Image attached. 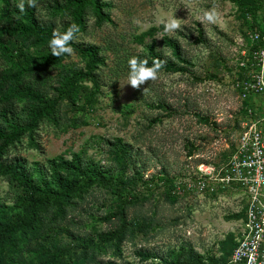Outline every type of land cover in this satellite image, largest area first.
Instances as JSON below:
<instances>
[{
  "label": "rangeland",
  "instance_id": "rangeland-1",
  "mask_svg": "<svg viewBox=\"0 0 264 264\" xmlns=\"http://www.w3.org/2000/svg\"><path fill=\"white\" fill-rule=\"evenodd\" d=\"M69 1L36 0L35 15L60 32L72 17L69 11L57 12L54 3L63 7ZM98 1L108 19L100 20L86 9L84 28L74 39L79 46L97 48L101 62L93 78L80 81L72 98L59 102L54 116L39 122L33 133L36 147L24 136L8 149L3 162H37L50 180L48 160L62 155L69 162L80 154L111 181L90 182L63 171L66 180L77 182L76 190L66 202H52L41 212L43 229L29 241H19L10 264H51L49 254L56 251L58 264L223 261L237 240L242 204L233 192L217 190L209 180L202 190L200 167L225 165L242 105L252 107L256 101L251 93L243 101L237 82L252 75L249 36L261 19L260 0L254 7L242 0ZM2 6L0 0V11ZM210 11L216 13L215 23L202 20ZM173 19L180 28L165 32V24ZM4 38L12 57L0 54V74L18 70L17 51L31 56L51 52L46 42ZM170 39L180 45L182 61L172 54ZM153 48L162 53L166 66L157 79L133 88L128 61L144 58ZM85 69L86 58L73 50L59 64L31 71L23 81L52 101L64 74ZM36 106L20 101L16 110L22 116ZM119 142L126 153L120 152ZM118 192L132 200L125 209V233L113 246L104 236L121 222L115 217ZM21 196L13 180L0 176V211L18 215ZM59 206L64 216L57 215Z\"/></svg>",
  "mask_w": 264,
  "mask_h": 264
},
{
  "label": "trees",
  "instance_id": "trees-1",
  "mask_svg": "<svg viewBox=\"0 0 264 264\" xmlns=\"http://www.w3.org/2000/svg\"><path fill=\"white\" fill-rule=\"evenodd\" d=\"M255 0H242L244 5L254 7ZM2 10L0 11V54L7 57H12V51L7 45L8 39L22 38L25 40L34 39L36 42L49 43L53 38V32L56 31L54 24H46L40 21L35 15V8H30L25 4V11L21 13L15 3L11 0H2ZM260 7H264V0H260ZM54 8L57 12L69 11L72 21L68 23L60 33L67 31L71 24H76L79 31L84 28L83 14L86 9H92L100 20L108 19V14L103 11V5L98 0H72L63 7L59 3H54ZM256 8V7H255ZM263 21V9L261 10V19L258 27L255 30L259 31ZM78 31V32H79ZM76 32L75 35L78 33ZM75 35L72 41L69 42V47L79 52L86 58L85 71H79L72 75L64 74L56 87L57 97L48 101L43 95L34 90L31 86L25 85L23 79L26 75L34 70L55 66L65 58L68 54H63L60 57H55L51 52L43 53L37 56H31L17 51L15 56L18 70L5 69L0 74V176H5L13 180L21 188V197L19 199L20 213L15 217L7 215L0 211V240L2 249L0 253V264H10L19 251L18 243L23 239H29L37 235L43 229L44 222L41 217V212L44 211L52 202L59 205L70 199L71 194L77 188V182H71L65 179L62 172L85 178L87 181L92 179L99 180L102 183H107L110 178L100 174V170L95 165H91L80 154H73L71 161L64 160L62 155H59L51 160H48L50 167V180H47V174L40 165L35 162L30 166L21 158H14L11 161L4 163L3 157L8 149L18 143L24 136H28L33 147H36L33 133L37 129L39 122L45 117H53L56 106L59 102L69 100L74 95L80 81L86 78H93L96 66L100 63L97 55V48L94 46H79L74 42ZM172 50V54L179 61H182L181 48L178 42L170 39L168 42ZM147 60L149 67L153 66L154 60L162 62V67L166 66V62L162 57V53L154 48L149 50V53L144 58H139L138 61ZM27 101L35 103L36 108L29 107L24 115H19L16 110L17 103ZM118 148L120 152L126 153V148L119 142ZM36 174V177L34 175ZM96 178H92L91 176ZM122 176H120V181ZM34 178H39L40 183L37 184ZM55 183V187L49 186V182ZM111 181V179H110ZM117 180V178L115 179ZM119 203L115 217H119L120 225L114 231L107 233L104 240L116 246L119 244L121 237L126 230L125 209L131 203V196H126L118 192ZM58 216H64L62 206H59ZM243 216V211H242ZM86 245V244H85ZM235 245V244H234ZM234 247V246H233ZM232 247V248H233ZM85 250V249H84ZM232 250V249H231ZM228 253L223 263L229 257ZM60 254L52 252L49 254L51 264L59 263ZM97 264H114L113 262H98Z\"/></svg>",
  "mask_w": 264,
  "mask_h": 264
},
{
  "label": "built area",
  "instance_id": "built-area-1",
  "mask_svg": "<svg viewBox=\"0 0 264 264\" xmlns=\"http://www.w3.org/2000/svg\"><path fill=\"white\" fill-rule=\"evenodd\" d=\"M249 41L252 75L237 85L242 87L243 101L249 100L247 93L256 101L252 107L242 105L237 136L225 165L217 169L200 167L202 190L209 180L217 190L233 192L242 204L235 245L225 262L215 264H264V7L260 30H254ZM241 66L246 65L243 62Z\"/></svg>",
  "mask_w": 264,
  "mask_h": 264
},
{
  "label": "clouds",
  "instance_id": "clouds-1",
  "mask_svg": "<svg viewBox=\"0 0 264 264\" xmlns=\"http://www.w3.org/2000/svg\"><path fill=\"white\" fill-rule=\"evenodd\" d=\"M27 6L30 8L37 7L36 0H27ZM17 7L19 11L23 13L25 11V0H19ZM202 20H205L208 23H215L216 13L214 11L205 12ZM178 28H180V24L175 19L168 21L164 26L165 32H171ZM78 31L79 28L74 23L71 24L67 31L62 34L58 30L54 31L53 38L49 42L52 55L55 57H60L63 54L71 55L73 53V49L68 45L69 42L73 40L75 33ZM128 65L130 68L128 84L136 89L140 88L141 85L145 84L149 80L157 79L158 73L163 66L161 61L154 60L153 66L149 67L147 66V60L138 61L135 57L129 59Z\"/></svg>",
  "mask_w": 264,
  "mask_h": 264
}]
</instances>
